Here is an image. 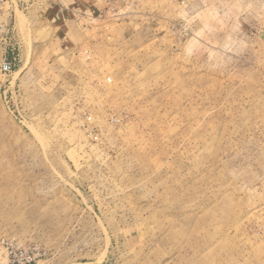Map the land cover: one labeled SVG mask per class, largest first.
<instances>
[{"label":"rangeland","instance_id":"1","mask_svg":"<svg viewBox=\"0 0 264 264\" xmlns=\"http://www.w3.org/2000/svg\"><path fill=\"white\" fill-rule=\"evenodd\" d=\"M4 239L264 264V0H0Z\"/></svg>","mask_w":264,"mask_h":264},{"label":"built area","instance_id":"2","mask_svg":"<svg viewBox=\"0 0 264 264\" xmlns=\"http://www.w3.org/2000/svg\"><path fill=\"white\" fill-rule=\"evenodd\" d=\"M8 257V264H34V256L28 247H22L12 240L1 241Z\"/></svg>","mask_w":264,"mask_h":264},{"label":"crops","instance_id":"3","mask_svg":"<svg viewBox=\"0 0 264 264\" xmlns=\"http://www.w3.org/2000/svg\"><path fill=\"white\" fill-rule=\"evenodd\" d=\"M68 13V12H67Z\"/></svg>","mask_w":264,"mask_h":264}]
</instances>
